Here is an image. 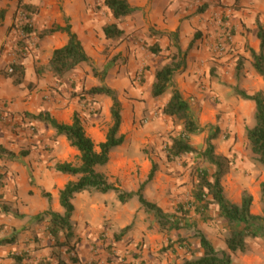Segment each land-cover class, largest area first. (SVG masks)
Masks as SVG:
<instances>
[{"label":"rangeland","instance_id":"374dc122","mask_svg":"<svg viewBox=\"0 0 264 264\" xmlns=\"http://www.w3.org/2000/svg\"><path fill=\"white\" fill-rule=\"evenodd\" d=\"M24 1L34 3V0ZM38 1L40 4H34L38 9L31 20L32 28L36 30L33 34L24 37L19 22L22 16L18 14L19 18L14 19L16 34L13 35L11 48H6L7 63L3 67L6 75L11 73L10 65L16 62L24 65L23 83L29 90L41 91L39 81L46 80L48 102L75 103V113H79L87 134L95 143L106 137L112 125V100L106 95H90L88 91L99 86L116 90L122 102L121 132L126 140L113 150L109 163L99 167L98 171L126 192H138L144 184L143 196L166 213L182 217L184 227L180 230H163L153 215L144 210L137 197L122 203L116 192L102 194L90 189L75 195L73 200L75 211L71 221L76 248L66 252V256L78 258L87 264H183L186 259L202 255L203 249L197 236V232L201 231L217 250L231 256L232 264H264V233L260 230L264 222L254 224L258 235L248 239L245 252H231L226 242L229 227L219 215L217 205L210 204L206 218L198 215L192 205V191L198 176L203 171L212 175L217 169L203 153L209 145L210 134L213 135L215 129L219 128L220 132L214 134L211 143L225 168L221 183L226 197L239 204L248 193L253 197L252 213L263 215L261 183L264 182V166L252 152L247 138L248 129L255 125L256 105L243 99L236 90L251 95L257 92L264 94V77L254 68L251 51L255 49L248 40L238 49V36L243 24L235 12L236 6L223 5L218 1L213 16L208 18L205 16L208 10L206 0L190 1L186 12L200 21L208 22L213 18V32H207L201 25L194 27L193 37L196 41L190 44L186 56V63L190 59L193 65H186L176 72L170 89L164 95L155 97L152 87L157 70L172 60L180 59L174 40L172 43L165 42L163 36L166 34L157 32L153 26L148 28L145 20L138 19L136 13L115 20L105 6V0H81L84 16L77 18L79 32L87 35L86 28L92 23L98 37V34L105 33L108 24L115 22L124 30V34L116 39L104 40L102 50H98L97 40L94 39L91 46L99 56L90 57L89 62L58 76L49 68L53 52L52 46L47 45V39L63 32L44 39H40L39 35L60 25L49 16L55 5L57 11L65 14L66 7H73L77 2L57 0L58 4H50L55 0ZM261 20L259 18L256 23L258 30L260 25L264 28V20ZM68 23L71 24V18L65 19V26ZM155 43L159 44V54L151 49ZM259 51L260 47L256 52ZM27 68L37 73V83L36 80L30 81ZM174 88L180 90L188 100L198 123L208 128L190 138V143L198 152L169 158L168 147L183 131L180 122L164 113ZM27 116L32 121L27 125L14 121L10 116L5 117L4 121H7L10 131L17 135L23 132L24 137L31 139L28 145L30 150L51 154L55 150L54 145L61 140L64 141L62 145H70L66 137L57 136L48 124ZM209 127H212L211 132ZM60 147L63 150L61 144ZM73 161L79 164L80 156L73 158ZM153 164L157 165V171L154 178L147 182ZM2 175L0 173V190L6 185ZM71 177V180L76 179ZM33 178V187L41 193V199L49 203L44 213L53 211L56 205L61 207L59 184L61 186L65 180L57 176L55 170L46 179L37 181L35 176ZM12 195L15 198L19 196L14 192ZM30 195L35 197L37 194L33 191ZM3 196L0 195V206L9 207L18 217L10 214L0 217V264H13L11 256L19 253H27L28 264H56V252H65L67 248L54 246L55 238L48 230L49 217L45 216L42 221L37 220L40 214L25 217L20 207L15 206L17 202L10 203L1 198ZM125 228L127 231L121 235ZM118 237L121 239L117 240Z\"/></svg>","mask_w":264,"mask_h":264},{"label":"trees","instance_id":"16d2710c","mask_svg":"<svg viewBox=\"0 0 264 264\" xmlns=\"http://www.w3.org/2000/svg\"><path fill=\"white\" fill-rule=\"evenodd\" d=\"M104 4L110 10L115 20L129 16L137 10L128 0H105ZM37 9L32 2L18 0L15 20L17 17L22 16L19 22L20 30L24 34V37H28L36 31L32 28L31 20ZM18 14L20 15L18 16ZM4 16L5 11H1L0 19L2 20ZM58 32L66 33L69 39L64 47L54 50L49 68L56 75L63 76L77 68L81 63L89 62L90 58L70 23L66 26L56 25L47 29L39 35V38L44 39ZM105 34L107 38L116 39L124 34V30L117 23L113 22L105 27ZM258 37L261 41L260 51L256 52L252 50L251 53L254 58L255 70L264 77V28L261 25L258 30ZM151 49L153 53L159 54L160 48L158 43H155ZM188 50L183 52L179 50L180 59L178 61L172 60L169 64L157 70L152 87L153 96H162L170 89L174 74L185 67ZM10 66H12L13 71L11 73L8 72L7 76L14 78V84L21 85L25 76L23 63L15 62ZM236 92L243 99L250 100L256 105L255 125L248 129L247 138L252 152L257 156L260 164L264 166V94L263 92H257L251 95L243 90H236ZM88 94L106 95L112 100V125L106 134L105 141L99 145H96L94 140L87 134L79 113L74 114L71 124L59 122L49 112L27 114L33 120L48 124L56 131L57 136L66 137L70 145L80 152L79 164L64 162L55 165L57 172L76 177L75 180L69 181L59 192V201L64 212L49 211L37 217L38 221H42L45 216L49 217L48 230L55 238L54 246L57 248H67L65 252H56V264H87L78 258L67 257L66 255L76 248V245L73 243L75 233L71 221L75 211L73 200L75 195L90 189H95L102 194L112 191L116 192L122 203H126L131 198L137 197L141 206L146 212L153 215L161 229L180 230L184 228L182 217L166 213L160 206L143 196L144 184L138 192H126L118 185L111 183L104 173L98 171L99 167H104L109 163L113 150L123 145L126 140L125 135L121 132L123 123L122 102L117 91L108 86L93 87L88 91ZM164 113L175 121L180 122L183 126L182 135L179 138H174L172 144L168 147L169 158L198 152L190 143V138L205 131L208 126L203 127L198 123L190 104L184 99L182 93L177 88H174L168 103L164 107ZM209 130L211 132L212 127H209ZM219 132L220 129L216 128L214 134ZM214 134H210L209 145L203 154L217 169L212 175L208 171H203L198 176V182L192 191V205L195 207V212L198 215L205 216L210 204H216L219 209V215L223 217L229 227L226 238L229 251L245 252L248 246V239L258 235L254 224L259 221L264 222V182L261 183L263 215L252 213L253 197L248 193H245L239 204L230 201L226 197L221 183V177L225 173L222 158L215 154L214 145L211 143V140L215 138ZM2 152H7L10 158H14L15 156L12 151H7L3 147H0V153ZM156 171L157 165L153 164L147 182L154 178ZM260 226V230L264 233V223ZM126 231L127 228L124 229L121 235H124ZM197 236L203 253L197 258L186 259L183 264H232L231 256L225 251L217 250L206 234L199 231L197 232ZM62 237H64V240ZM118 239H121V237H118ZM11 258L13 259V264H28L27 253L14 254ZM92 264L99 263L95 262Z\"/></svg>","mask_w":264,"mask_h":264},{"label":"crops","instance_id":"0c3cea01","mask_svg":"<svg viewBox=\"0 0 264 264\" xmlns=\"http://www.w3.org/2000/svg\"><path fill=\"white\" fill-rule=\"evenodd\" d=\"M190 1L191 0H128L133 7L137 8L134 13H136L138 19H144L148 28L153 26L157 32L166 34L163 36V40L167 43H172L174 40L177 50L182 51L187 50L190 44H195L196 39L194 38L195 36L193 37L194 27L201 25L207 32H213V18L210 20L208 19V22L200 21L198 17L191 16L186 12V8L190 4ZM218 1L223 5L236 6L235 12L243 24V30L238 36V49L242 47L243 42L248 40L255 51L258 50L261 42L258 37V25L256 23L259 18L262 19L261 21L264 20V0H206L208 3V10L205 16H208V18L213 16ZM33 2V4H40L38 0H34ZM75 2H77V5L66 7L65 14L61 10L57 11L55 5L53 11L49 12V16L55 18L54 21H57L60 26H65V19L67 18L69 20L71 18L73 31L79 36L87 55L89 58H96L99 54L92 49V41L94 39L97 40L98 50H102V42L108 38L105 33L98 34V37H96L97 31H95L92 23L86 28L88 29L87 35L84 32H79L77 29V18L83 17L84 13L82 11L81 0H75ZM17 3V0H0V13L1 11H5L4 18L2 20L0 19V147H3L7 151H12L15 154L14 158H10L7 152L0 153V173L3 174V182L6 184L0 190V195H5L1 198L11 201L10 203L17 202L15 206L20 207L22 215L31 217L44 213V211L49 208L47 200L41 199V193L36 191L35 186L33 187V176H35L37 181L42 178L46 179L48 175H52L57 163H73V158L75 159L80 156V152L70 145H66L67 147L62 145L64 143L62 140L60 143L54 145L55 150L51 154L42 150H30L28 145L31 144V139L24 137L25 133L23 132L17 135L10 131V128L6 124L7 121H4V119L10 116L14 121L27 125L32 122L26 118L27 113L49 112L59 122L71 124L77 105L75 103L68 105L65 101H50L52 103L51 105L50 102H48L50 98L47 97L49 95H47L46 80L39 81V88H42L41 91H39V89L31 91L24 83L15 86L13 80L6 75L3 67L7 63L6 48H11L13 45V35L16 34V26H13V23L17 10ZM49 3L58 4V1L55 0ZM41 10L44 11L43 8H41ZM68 39L69 37L66 33H58L47 39V45H51L52 52H54V50L64 47ZM127 43L132 45L130 41ZM204 45L206 46V44ZM4 48L5 50L3 51ZM196 48L195 46V49ZM186 65H193V63L189 59L185 67ZM28 72L30 81L36 80L37 83V73L33 72V69L30 68H27V73ZM45 99H47V101H45ZM185 100L188 102L187 99ZM140 109L141 106L138 107L139 111ZM105 139L106 137H102L100 141L95 144L99 145L104 142ZM60 144L63 146V150ZM52 163L54 164L53 169ZM56 173L57 176L65 180L61 186L59 184L62 190L72 177L71 175L62 174L57 171ZM33 191L37 194L35 197L30 195ZM39 191L41 192V190ZM13 192L14 194H19L18 198H15V196L13 197ZM0 211L2 213L0 217L8 214L16 218L18 217L17 214L10 211L9 207L5 208V206H0ZM53 211L62 213V209L59 205H56ZM3 222L7 221L4 220Z\"/></svg>","mask_w":264,"mask_h":264},{"label":"built area","instance_id":"2783aa9c","mask_svg":"<svg viewBox=\"0 0 264 264\" xmlns=\"http://www.w3.org/2000/svg\"><path fill=\"white\" fill-rule=\"evenodd\" d=\"M10 71L12 72V69H10Z\"/></svg>","mask_w":264,"mask_h":264}]
</instances>
